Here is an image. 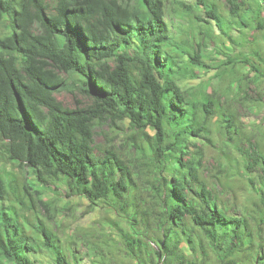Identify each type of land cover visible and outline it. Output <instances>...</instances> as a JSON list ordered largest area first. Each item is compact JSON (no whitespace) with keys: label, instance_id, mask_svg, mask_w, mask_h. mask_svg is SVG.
Here are the masks:
<instances>
[{"label":"trees","instance_id":"obj_1","mask_svg":"<svg viewBox=\"0 0 264 264\" xmlns=\"http://www.w3.org/2000/svg\"><path fill=\"white\" fill-rule=\"evenodd\" d=\"M195 1L205 14L196 16L207 26L205 49L213 25L227 38L233 31L263 30L253 16L264 14V0H227L233 22L218 0ZM166 6L165 0H56L50 12L46 0H0V25L10 26L0 37V160L32 169L43 184L64 181L71 197L92 207L116 210L120 203L119 217L131 230L123 234L130 264H199L198 257L205 262L210 253L219 264L242 258L264 264L251 217L231 215L218 192L236 168L258 199L262 229L264 142L225 106L251 111L249 82L264 81V67L240 53L243 61L227 55L217 69L206 63L210 53L190 51L189 43L182 49ZM189 65L223 71L228 87L184 89L183 78L193 74ZM74 89L91 103L65 107L57 95ZM216 119L225 162L218 161L219 176H212L200 144L213 146ZM125 121L133 133L128 151L96 144L97 128ZM7 194L0 175V264H38L31 256L41 250L52 264H72L42 224L35 229L43 244L26 235Z\"/></svg>","mask_w":264,"mask_h":264},{"label":"rangeland","instance_id":"obj_2","mask_svg":"<svg viewBox=\"0 0 264 264\" xmlns=\"http://www.w3.org/2000/svg\"><path fill=\"white\" fill-rule=\"evenodd\" d=\"M50 12L56 5V0H46ZM167 3L166 13L167 22L170 25L172 36L180 43V47L187 50V44H192V49L196 52L209 54L210 58L206 60L208 65L217 69L223 63H227L228 57L242 59L240 53L251 58L256 64L264 61V25L263 30L242 29L233 31L231 38L223 37L219 30L213 25L211 29L212 40L208 46L203 47L207 26L199 23L196 16H205L203 10H199L195 0H165ZM213 1V0H210ZM220 7L221 13L226 20L233 22L234 18L230 14V5L227 0L215 1ZM181 3H184L183 7ZM262 22L264 24V14L254 15L253 24ZM9 22L0 25V37L9 35ZM257 47H254L253 42ZM253 46V47H252ZM257 48L256 55H252V50ZM229 55V56H227ZM183 60L189 63L186 55L182 54ZM189 70L192 75H186L183 78L182 86L184 89L189 87L197 88L200 85H210V91L220 89L224 91L228 87V80L224 79L225 73L218 70H200L191 65ZM247 69L242 74L247 73ZM195 73L197 77H195ZM249 79V78H248ZM248 83V82H247ZM249 96L253 99L251 111H245L242 106H225L228 109L236 110L240 116L244 117L247 124V131L258 135L261 143L264 142L261 133L258 131L264 129V96L261 94L264 89V81L249 82ZM75 90V89H74ZM213 92V91H212ZM261 96V97H259ZM60 102L65 107L74 109L77 106L76 101H81L83 106L91 102L77 90L66 91L57 95ZM260 101V106L256 107ZM256 107V108H255ZM217 119L212 124L214 131L213 146L202 141L200 145L205 151V165L211 175L219 176L218 161L225 162V147L219 140ZM95 142L98 145L114 144L122 152L128 151V145L133 142L128 121L119 124V128L109 124L96 129ZM150 135L154 133L149 132ZM257 139V140H259ZM138 143H142L140 139ZM205 144H204V143ZM129 143V144H128ZM264 147V143L262 144ZM247 147V146H246ZM192 154V152H191ZM232 157L238 158L239 154L234 151ZM198 157L199 154L196 153ZM236 167V164H234ZM0 175L4 178L7 185V207L15 209L18 214V220L26 235L42 243L43 238L37 234L36 227L41 224L50 232V234L60 242L67 259L72 264H130L127 252L131 249L128 240L124 239L123 234L131 232L129 225L119 217L121 205H116V210L109 206L92 207L87 199L81 197H71L68 187L62 180H52L47 183H41L37 179L35 172L18 164L10 162L7 158L0 160ZM230 178H222L221 187L218 189L223 203L229 207L230 214L234 216L251 217L253 233L256 240L264 245V226L259 229V209L258 199L255 193L251 191L245 178L235 168L227 174ZM222 177V176H221ZM22 199L24 205H20L17 200ZM118 224V226H116ZM43 244V243H42ZM38 264H52V260L46 250H41L31 256ZM199 264H219L216 256L210 253V258L203 261L199 256ZM239 264H246L244 258Z\"/></svg>","mask_w":264,"mask_h":264}]
</instances>
